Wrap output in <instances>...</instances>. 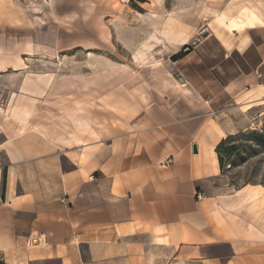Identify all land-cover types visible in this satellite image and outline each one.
Returning a JSON list of instances; mask_svg holds the SVG:
<instances>
[{
  "label": "crops",
  "instance_id": "obj_1",
  "mask_svg": "<svg viewBox=\"0 0 264 264\" xmlns=\"http://www.w3.org/2000/svg\"><path fill=\"white\" fill-rule=\"evenodd\" d=\"M235 2L259 20L189 46L171 93L102 101L110 135L77 108L39 124L24 96L0 128V264H264V187L233 189L217 152L264 93V0Z\"/></svg>",
  "mask_w": 264,
  "mask_h": 264
},
{
  "label": "rangeland",
  "instance_id": "obj_2",
  "mask_svg": "<svg viewBox=\"0 0 264 264\" xmlns=\"http://www.w3.org/2000/svg\"><path fill=\"white\" fill-rule=\"evenodd\" d=\"M235 1L0 0V128L35 110L25 95L41 94L39 124L77 108L107 135L124 128L102 101L175 90L182 78L177 56L211 30L235 39L234 29L259 20ZM255 96L261 100L250 111L251 128L230 136L224 149L234 148L223 150L233 189L264 187V93Z\"/></svg>",
  "mask_w": 264,
  "mask_h": 264
},
{
  "label": "trees",
  "instance_id": "obj_3",
  "mask_svg": "<svg viewBox=\"0 0 264 264\" xmlns=\"http://www.w3.org/2000/svg\"><path fill=\"white\" fill-rule=\"evenodd\" d=\"M178 57H180V56H177L176 58L179 59ZM228 138H230V137H228ZM228 138L226 140H223L217 148V152L219 154V162H220V166H221L222 170H223V150H224V152H226L228 154V153H230L231 149L234 148L233 146H229V147L224 149Z\"/></svg>",
  "mask_w": 264,
  "mask_h": 264
},
{
  "label": "built area",
  "instance_id": "obj_4",
  "mask_svg": "<svg viewBox=\"0 0 264 264\" xmlns=\"http://www.w3.org/2000/svg\"><path fill=\"white\" fill-rule=\"evenodd\" d=\"M187 84V82L185 80L182 81V86H185ZM173 162L172 159H167L162 163V166H167L169 164H171ZM198 196H200V194H198ZM63 201H65V199H63Z\"/></svg>",
  "mask_w": 264,
  "mask_h": 264
},
{
  "label": "water",
  "instance_id": "obj_5",
  "mask_svg": "<svg viewBox=\"0 0 264 264\" xmlns=\"http://www.w3.org/2000/svg\"><path fill=\"white\" fill-rule=\"evenodd\" d=\"M194 152H197V147L196 145L193 146Z\"/></svg>",
  "mask_w": 264,
  "mask_h": 264
},
{
  "label": "bare ground",
  "instance_id": "obj_6",
  "mask_svg": "<svg viewBox=\"0 0 264 264\" xmlns=\"http://www.w3.org/2000/svg\"><path fill=\"white\" fill-rule=\"evenodd\" d=\"M250 105V104H249ZM255 191V190H254ZM258 193V192H257ZM254 194V193H253ZM251 195V194H250ZM260 195V194H259ZM249 197H252V196H249ZM254 198V197H253ZM256 199H257V197H256ZM252 201V200H251Z\"/></svg>",
  "mask_w": 264,
  "mask_h": 264
}]
</instances>
